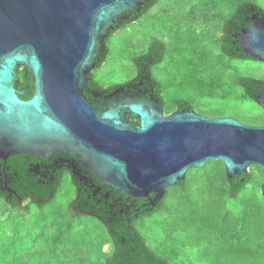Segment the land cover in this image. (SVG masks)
Listing matches in <instances>:
<instances>
[{
	"label": "water",
	"instance_id": "water-1",
	"mask_svg": "<svg viewBox=\"0 0 264 264\" xmlns=\"http://www.w3.org/2000/svg\"><path fill=\"white\" fill-rule=\"evenodd\" d=\"M141 4L0 0V159L28 154L47 160L68 153L102 183L126 196L147 199L142 206L150 209L167 188L185 179L188 169L208 161L223 162L228 178H239L251 165L264 175V125L203 116L192 109L162 114L133 96L107 103L104 109L88 100L85 86L107 31L118 23L120 13L138 12ZM233 37L245 54L264 62V15L252 13ZM21 67L33 77L26 99L15 88ZM255 100L264 110V84ZM126 116L135 117L138 126ZM260 193L264 195V183ZM22 204L27 207L12 206L14 211L27 213L41 205ZM70 212L72 219L86 214L75 212L72 203Z\"/></svg>",
	"mask_w": 264,
	"mask_h": 264
},
{
	"label": "rangeland",
	"instance_id": "rangeland-1",
	"mask_svg": "<svg viewBox=\"0 0 264 264\" xmlns=\"http://www.w3.org/2000/svg\"><path fill=\"white\" fill-rule=\"evenodd\" d=\"M205 1L159 0L138 20L109 35L108 56L92 70L95 80L102 87L130 80L137 72L130 58L147 52L151 40L160 39L165 53L151 71L168 101H190L200 115L234 117L247 124L264 118L261 107L243 98L235 82L239 76L264 80V62L230 58L216 44L220 34L216 29L227 17L229 3L243 0L204 6ZM249 1L264 8V0ZM213 168L207 162L188 169L184 188H167L162 208L134 222L150 249L173 264L233 261L212 235L207 237L196 223L182 220L190 210L211 204L203 176ZM74 198L75 187L67 171L53 197L31 212L17 213L0 198V249L14 251L25 264L103 263L113 252L106 227L89 214L72 219ZM244 198L263 202L255 181L246 184L237 203ZM228 206L238 210L236 203Z\"/></svg>",
	"mask_w": 264,
	"mask_h": 264
},
{
	"label": "trees",
	"instance_id": "trees-1",
	"mask_svg": "<svg viewBox=\"0 0 264 264\" xmlns=\"http://www.w3.org/2000/svg\"><path fill=\"white\" fill-rule=\"evenodd\" d=\"M158 1L142 0L138 12L124 11L120 13L118 23L107 33L111 35L119 28L138 20ZM219 2L221 0H207L202 3L206 6L208 3ZM228 9L227 17L216 29L220 32L216 44L219 45L223 54L230 58L256 60L242 51L233 34L239 32L249 22L248 15L251 11L264 15V8L252 1L243 0L236 4L229 3ZM105 42L99 47L95 57L98 58L99 63H103L109 53ZM165 49L166 45L162 40L154 39L147 52L134 57L137 72L149 78L154 84L156 93L165 99L164 112L194 110L190 101L182 99L168 101L163 94L161 83L152 74V67L163 58ZM16 74L18 81L15 83V88L23 91L21 98L26 99L28 93L33 90L32 73L25 67H21ZM235 82L242 89V97L257 104L255 95L264 84V80L239 76ZM89 85L98 90L102 89L94 77ZM86 96L91 101L89 94ZM261 110L264 113L262 108ZM249 124L264 125V118ZM135 125L138 126V120ZM58 157L73 156L68 153L55 154L51 160L46 161L32 155L18 154L8 157L5 161L0 159V198L15 208L23 205L22 208L25 209L27 204H22V201L41 204L53 197L62 174L67 171L75 187L73 210L96 217L109 233L113 252L100 264H173L151 250L143 235L134 226L136 219L151 215L161 209L165 196L153 209L143 207L142 205L147 202V199L126 196L119 190L102 183L85 168H82L81 171L84 178L80 180L73 177L69 170L60 166V162L54 163V158ZM208 163L213 165L214 170L205 173L203 181L207 184L205 191L212 195L211 204L190 210L187 216L182 217V220L196 223L198 231L202 230L207 237L212 235L214 240L220 244L221 249L233 259L231 264H264V195L260 193L263 199L261 204L256 202L257 199L251 198H244L240 203H237L236 200L246 184L253 181L256 182L260 191L264 183L262 171L257 165H251L249 170L243 172L239 178H228L223 162L208 161ZM185 182L186 177L176 186L184 188ZM229 203H236L238 210L235 211L229 207ZM138 208L139 210H137ZM0 264L25 263L14 251L1 248Z\"/></svg>",
	"mask_w": 264,
	"mask_h": 264
},
{
	"label": "flooded vegetation",
	"instance_id": "flooded-vegetation-1",
	"mask_svg": "<svg viewBox=\"0 0 264 264\" xmlns=\"http://www.w3.org/2000/svg\"><path fill=\"white\" fill-rule=\"evenodd\" d=\"M252 13H256V12L251 11L249 13L248 15L249 21L251 16L250 14ZM95 57L93 59L95 66L92 70L102 65V63H99L98 58ZM92 70L90 72V78L85 86V95L89 94V98L91 99V101L90 100L89 101L98 108L104 109V106L107 103L113 102L115 100H121L125 96H129V97L133 96L135 99H143L150 102L154 107H158L161 110L162 114H168L164 112V107L166 104L165 99L161 95H158L156 93L154 84L149 80V78H147L140 72H136V74L130 79L131 81L128 80L127 82L122 84L109 85L106 87H102L101 90H98L92 87L91 85H89V83L92 82V78H93ZM125 120L127 122H133V123L137 121V119L132 116H126ZM57 154H61V153H57ZM52 157L53 155L49 157L46 161L51 160ZM57 162H60V166L64 167V169L69 170L73 177H76L80 180L84 178L81 174L83 167L78 165L77 162L80 161L76 159L74 156L66 157V158L63 157L54 158V163ZM36 166L38 167L39 164ZM72 167H74L73 170Z\"/></svg>",
	"mask_w": 264,
	"mask_h": 264
}]
</instances>
